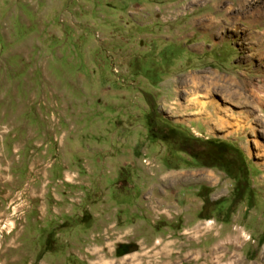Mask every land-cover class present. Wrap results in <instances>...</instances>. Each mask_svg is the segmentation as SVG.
Here are the masks:
<instances>
[{"label":"rangeland","instance_id":"1","mask_svg":"<svg viewBox=\"0 0 264 264\" xmlns=\"http://www.w3.org/2000/svg\"><path fill=\"white\" fill-rule=\"evenodd\" d=\"M232 263L264 264V0H0V264Z\"/></svg>","mask_w":264,"mask_h":264},{"label":"trees","instance_id":"2","mask_svg":"<svg viewBox=\"0 0 264 264\" xmlns=\"http://www.w3.org/2000/svg\"><path fill=\"white\" fill-rule=\"evenodd\" d=\"M152 135L154 139H160L164 143H168V144L180 138V136H178V134H176V132L172 129H168L165 132L160 133V136H157V134L155 133H152ZM227 155H228V151H227L225 144L217 143L214 146V148H212L211 150H208L207 160L209 163H211L210 165H212V167L219 166L223 168L225 172H227V174L230 176V178H233V177L235 178L236 172H239L242 177L244 175L242 173L244 172L246 173L247 169L249 168L247 167V168L242 169L240 165L237 166L235 162L232 161V158H227L226 157ZM191 156L193 158V161L195 162L199 161V159L196 157V154H191ZM241 180H243V177ZM239 191L240 190L238 189V192Z\"/></svg>","mask_w":264,"mask_h":264},{"label":"water","instance_id":"3","mask_svg":"<svg viewBox=\"0 0 264 264\" xmlns=\"http://www.w3.org/2000/svg\"><path fill=\"white\" fill-rule=\"evenodd\" d=\"M129 248V250H126L125 252H123L122 250L124 249V248ZM138 249V247L136 246V245H121V246H119V248H118V256H122V255H124V254H127V253H131V252H134V251H136Z\"/></svg>","mask_w":264,"mask_h":264},{"label":"bare ground","instance_id":"4","mask_svg":"<svg viewBox=\"0 0 264 264\" xmlns=\"http://www.w3.org/2000/svg\"><path fill=\"white\" fill-rule=\"evenodd\" d=\"M261 6H262V5H261ZM185 8H186V7H185ZM230 8H231V7H230ZM194 9H195V8H194ZM231 9H232V8H231ZM252 10H253V9H252ZM227 12H229V11H227ZM229 13H230V12H229ZM214 22H215V21H214ZM215 24H216V23H215ZM216 25H217V24H216ZM219 28H220V27H219ZM207 29H208V28H207ZM206 31H207V30H206ZM191 77H192V76H191ZM191 77L189 76V78H191ZM192 79H193V77H192ZM195 79H198V78L195 77ZM187 80H188V79H187ZM190 80H191V79H190ZM190 80H189V81H190ZM199 80H200V79H199ZM194 81H196V80H194ZM197 81H198V80H197ZM181 84H182V83H181ZM195 84H196V83H194V85H195ZM261 92H262V91H261ZM228 93H229V92H228ZM228 93H227V94H228ZM236 94H237V93H236ZM258 98H259V97H258ZM260 98H261V97H260ZM258 100H260V99H258ZM260 101H261V100H260ZM257 145H258V144H257ZM230 239H231V238H230ZM232 264H233V263H232Z\"/></svg>","mask_w":264,"mask_h":264},{"label":"flooded vegetation","instance_id":"5","mask_svg":"<svg viewBox=\"0 0 264 264\" xmlns=\"http://www.w3.org/2000/svg\"><path fill=\"white\" fill-rule=\"evenodd\" d=\"M131 245H132V244H131ZM49 247H50V249L53 248L52 243H49L48 246H47L45 249H47V248L49 249ZM126 250H129V248L126 247V248H124L122 251L125 252Z\"/></svg>","mask_w":264,"mask_h":264}]
</instances>
